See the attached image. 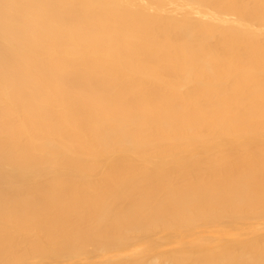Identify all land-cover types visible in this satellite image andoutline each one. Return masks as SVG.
<instances>
[{"label": "bare ground", "instance_id": "6f19581e", "mask_svg": "<svg viewBox=\"0 0 264 264\" xmlns=\"http://www.w3.org/2000/svg\"><path fill=\"white\" fill-rule=\"evenodd\" d=\"M0 264H264V0H0Z\"/></svg>", "mask_w": 264, "mask_h": 264}]
</instances>
